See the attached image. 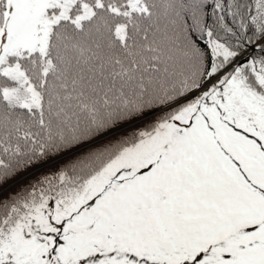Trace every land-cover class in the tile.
<instances>
[{
    "label": "snow or ice",
    "instance_id": "snow-or-ice-1",
    "mask_svg": "<svg viewBox=\"0 0 264 264\" xmlns=\"http://www.w3.org/2000/svg\"><path fill=\"white\" fill-rule=\"evenodd\" d=\"M0 264H264V0H0Z\"/></svg>",
    "mask_w": 264,
    "mask_h": 264
}]
</instances>
